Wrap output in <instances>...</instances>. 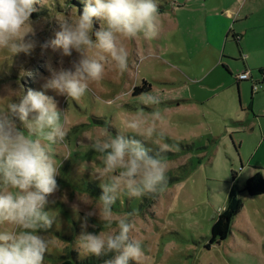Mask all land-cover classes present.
<instances>
[{"label": "rangeland", "instance_id": "obj_1", "mask_svg": "<svg viewBox=\"0 0 264 264\" xmlns=\"http://www.w3.org/2000/svg\"><path fill=\"white\" fill-rule=\"evenodd\" d=\"M183 1L157 0L158 10L167 6L169 9L159 14L156 38L127 41L129 69L121 75L107 71L102 80L90 84L78 101L45 85L52 75L50 68L74 70L79 61L80 54L75 50L72 56H64L50 42L61 31L59 16L68 19L75 10L82 14L84 8L69 4L70 0H59V5L53 0H38L31 16L33 33L29 38L36 43L32 53H20L11 61L0 53V98L18 102L19 97L13 93L21 89L25 93L29 89L42 91L53 98L58 110L67 112V136L53 146L59 167L58 188L48 196L45 208L53 212L55 219L50 228L38 230L39 235L54 240L45 253L44 264L90 257L81 254L79 237L85 232L99 234L108 230L99 210L88 202L99 199L93 194L94 187L103 190V180L94 171L101 161L88 137L98 135L103 127L113 136L120 135L115 111L135 110L136 97L144 92L159 96L161 104L154 107L168 117L162 127L166 142L174 147L164 154L168 162L166 181L162 190L142 198L121 193L113 206L110 227L115 228L118 218L132 213L135 228L129 242L141 243L144 256L140 264H264V196L251 197L244 190L250 177L258 173L264 177V0H260V15L254 16H258L257 22L254 18L248 24L239 20L229 27V31L241 32V48H256L251 62L258 67L250 68L248 81L241 83L240 90L234 79L229 81L221 72L222 47L218 54L205 45L199 32L190 30L184 20L188 15L195 22L200 15L172 11L173 5ZM42 5L47 10L45 6L38 10ZM239 16L242 14H236L235 21ZM100 25L101 21L94 18L93 39ZM228 41L234 46L235 58H224L223 63L235 73L244 67V62L233 34ZM244 55L250 56L247 52ZM232 83L233 87H229ZM101 100L115 103L101 110ZM14 119L17 128L27 133L25 124ZM126 135L153 149L151 155L158 150L152 141ZM234 185L242 210L233 220L227 239L213 244V225L225 209Z\"/></svg>", "mask_w": 264, "mask_h": 264}, {"label": "clouds", "instance_id": "obj_2", "mask_svg": "<svg viewBox=\"0 0 264 264\" xmlns=\"http://www.w3.org/2000/svg\"><path fill=\"white\" fill-rule=\"evenodd\" d=\"M38 0H0V53L10 60L20 53L31 54L36 43L31 16ZM82 14L61 18V31L50 43L61 49L64 56L80 54L74 70L49 69L51 78L45 87L54 89L71 100H79L93 82H99L109 70L121 75L129 69L127 41L152 40L158 35L157 0H82ZM101 21L94 32L93 20ZM18 102L0 98V264H44L45 253L54 243L38 230L52 226L55 216L45 211L48 196L57 188L59 167L53 146L67 136L66 114L58 110L53 98L42 91L22 89L13 93ZM135 110L117 108L116 124L121 134L113 136L106 127L90 138L91 147L99 154L101 165L94 168L103 180V194L88 201L99 210V217L108 230L99 234L85 232L77 246L82 255L107 256L105 264H140L144 250L138 240L129 242L135 228L132 213L118 218L111 228L113 206L121 193L142 198L162 190L166 181L167 152L173 145L166 142L163 125L168 122L161 100L152 92L136 97ZM115 101H99L101 110ZM151 108V111H146ZM31 117V119H30ZM22 121L28 132L17 128L15 119ZM158 145L146 148L140 139ZM88 151L87 146H83ZM86 167V165H85ZM88 200L87 197H83Z\"/></svg>", "mask_w": 264, "mask_h": 264}, {"label": "crops", "instance_id": "obj_3", "mask_svg": "<svg viewBox=\"0 0 264 264\" xmlns=\"http://www.w3.org/2000/svg\"><path fill=\"white\" fill-rule=\"evenodd\" d=\"M174 2V1H173ZM260 0H184L181 3H178V6L173 5L172 11H176L178 15L183 12H187L184 14H189L190 12H195L200 15L198 21H192L184 15V20L188 22L190 25V30H196L199 32V36L201 37L202 42L215 50L217 53L219 50H224V55L220 60L221 72L225 78L229 81L230 79L235 80V84H237L238 90H240L241 83H245L244 81H239V74L245 71H251L250 68L254 69L258 67V64L252 63V56H254L256 52V48L247 49L244 47H240V43L236 42V36H240L242 38L241 32H233L229 31V27L231 24H236L239 20L243 23H250L254 16L260 15L259 10L261 9ZM173 4V3H172ZM171 4V5H172ZM169 7H165V10L159 14H163L167 12ZM239 16L238 20L235 21L234 17ZM254 21H258L257 18H254ZM245 33H247V29H244ZM230 34H233V41L237 43V46L240 48V56L241 60L244 62V67H241L240 70L234 72V69H231L229 64H224L223 59L226 58L229 61H233L235 58V49L233 45H228V38ZM227 37V40L225 38ZM241 42V39H240ZM228 51V52H226ZM249 53V57L244 55V53ZM219 54V53H218ZM243 56H246L247 59L244 60ZM250 60L251 64L248 62ZM249 64V65H248ZM223 65V66H222ZM240 68V66H236V69ZM233 87V83L229 85V87Z\"/></svg>", "mask_w": 264, "mask_h": 264}, {"label": "trees", "instance_id": "obj_4", "mask_svg": "<svg viewBox=\"0 0 264 264\" xmlns=\"http://www.w3.org/2000/svg\"><path fill=\"white\" fill-rule=\"evenodd\" d=\"M49 1L51 2V0ZM54 1L59 5V0H53V2ZM70 1L71 2L69 4L77 5L79 9H83L85 6L81 0H70ZM44 6L43 5L40 6V9L38 10L43 9V7L47 10L46 5ZM164 10L165 8H162L161 10H158V12L161 13ZM35 14H36L35 16L38 17L42 16V13H35ZM240 39H241L240 36H236L237 43H240ZM239 81H248V80H239ZM94 188L95 191L93 192V194L100 197L98 193L99 192L102 193L103 190L99 189L98 187H94ZM244 190L251 197L264 196V177L259 173L256 176L250 177L246 181ZM242 207H243L242 200L239 197L237 187L234 185L232 186L231 191L229 193L225 209L219 214L218 219L213 225L211 243L214 244L227 239V237L231 233L232 222L239 215V213L242 210ZM111 257H112V253L108 254L107 256L101 255L99 257L95 255H91L90 257L84 260H78V258L74 257V260L68 259L62 262L61 264H102Z\"/></svg>", "mask_w": 264, "mask_h": 264}, {"label": "built area", "instance_id": "obj_5", "mask_svg": "<svg viewBox=\"0 0 264 264\" xmlns=\"http://www.w3.org/2000/svg\"><path fill=\"white\" fill-rule=\"evenodd\" d=\"M241 1H244V0H241ZM243 59L246 60L247 57H246V56H243ZM249 75H250V72L245 71V72L239 74L238 79H239V80H248Z\"/></svg>", "mask_w": 264, "mask_h": 264}]
</instances>
